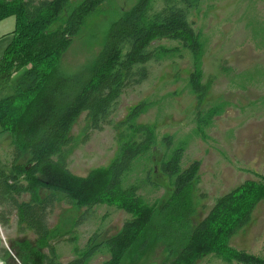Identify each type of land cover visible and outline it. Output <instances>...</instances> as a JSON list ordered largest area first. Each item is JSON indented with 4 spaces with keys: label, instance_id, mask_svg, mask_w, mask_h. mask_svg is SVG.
Returning a JSON list of instances; mask_svg holds the SVG:
<instances>
[{
    "label": "trees",
    "instance_id": "16d2710c",
    "mask_svg": "<svg viewBox=\"0 0 264 264\" xmlns=\"http://www.w3.org/2000/svg\"><path fill=\"white\" fill-rule=\"evenodd\" d=\"M152 1L139 0L113 24L91 64L64 75L59 70L62 57L88 19L108 0H83L55 29L52 27L70 7V0H0V22L10 17L16 20L15 31L0 60V126L13 139V159L9 163L0 161V222L5 225L7 216L16 214L18 224L35 234L39 246L25 242L15 243L11 250L0 249L2 264H63L51 242L62 236L51 237L48 225L58 201L55 192L65 194L79 208L90 207L95 212L100 205H116L130 216L116 235L99 245H94L99 234L92 235L84 249L85 260L105 247L111 259L103 264H122L133 250L147 253L168 234L163 231L166 223L156 218L155 206L144 204L139 187L122 186V177L134 161L157 143L154 129L132 124L148 106L146 102L135 106L124 123L141 141H126L110 166L81 177L73 174L63 159L73 144L72 128L83 114L86 136L92 131H103L124 94L149 79L148 64L158 57L150 49L155 41H178L193 53L195 70L190 83L199 105L206 98L200 33L189 20V11L201 0H180L182 6L167 4L151 14ZM163 141L171 145L173 137L167 135ZM183 154L181 147L170 160L163 161L161 171L175 186L176 196L185 198L179 211L193 215L195 210L188 195L200 183V162L182 169ZM40 188L54 193L41 197ZM25 195L30 196L29 201L21 200ZM263 201L264 184L256 181H246L221 196L199 224L190 229L187 225L177 228V237L184 240L183 244L178 243L183 246L180 250L169 246L162 264H197L212 255L240 264H264L263 258L230 245L233 237L250 224L256 207ZM74 240L72 237L68 241Z\"/></svg>",
    "mask_w": 264,
    "mask_h": 264
},
{
    "label": "rangeland",
    "instance_id": "374dc122",
    "mask_svg": "<svg viewBox=\"0 0 264 264\" xmlns=\"http://www.w3.org/2000/svg\"><path fill=\"white\" fill-rule=\"evenodd\" d=\"M82 1L70 0V7L52 29L62 24ZM138 1L108 0L102 5L62 57L60 72L72 75L91 64L113 24ZM171 3L182 6L180 0H153L151 14ZM189 20L200 33L202 84L208 89L202 104L199 105L190 83L195 70L193 53L178 41H155L150 49L158 57L148 64L149 79L124 94L111 123L103 131H92L86 136L87 121L83 114L72 128L73 144L63 158L68 169L81 177L95 169L107 168L119 157L126 141H141L139 135L129 130L130 125L124 123L135 106L148 104L132 124L154 129L157 143L153 150L134 161L122 177V186L139 187L144 204L155 206L156 218L166 223L167 230L164 227L163 231L168 234L147 253L133 250L122 264H162L169 246L176 250L183 246L178 243L177 231L186 225L190 229L199 224L218 198L246 181L264 184V0H201L189 11ZM167 135L173 137L171 145L163 141ZM12 141L11 134L2 132L0 126L1 162L9 163L13 159ZM181 147L184 149L182 169L200 162V183L188 195L195 210L193 215L179 211L185 198L176 196L175 186L161 171L163 161L170 160ZM52 193L39 189L41 197ZM55 193L58 201L49 215L48 225L51 237L62 236L51 241L59 262L103 264L109 261L111 255L105 247L88 260L84 258V249L94 234H99L94 245L116 235L130 216L116 205L103 204L95 212L90 207L79 208L65 194ZM21 200L29 201L30 196L25 195ZM6 219L5 225L0 222L2 251L25 242L39 248L35 234L18 224L16 214ZM72 237L75 240L68 241ZM183 241L180 242L183 244ZM230 245L264 259V201L256 207L250 224L233 237ZM40 251L48 252L41 248ZM197 264L240 263L212 255Z\"/></svg>",
    "mask_w": 264,
    "mask_h": 264
},
{
    "label": "crops",
    "instance_id": "0c3cea01",
    "mask_svg": "<svg viewBox=\"0 0 264 264\" xmlns=\"http://www.w3.org/2000/svg\"><path fill=\"white\" fill-rule=\"evenodd\" d=\"M15 27L16 20L14 17L7 18L0 22V60L10 42L9 36L15 31Z\"/></svg>",
    "mask_w": 264,
    "mask_h": 264
}]
</instances>
